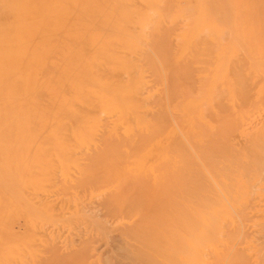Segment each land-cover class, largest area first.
I'll use <instances>...</instances> for the list:
<instances>
[{"label": "bare ground", "instance_id": "bare-ground-1", "mask_svg": "<svg viewBox=\"0 0 264 264\" xmlns=\"http://www.w3.org/2000/svg\"><path fill=\"white\" fill-rule=\"evenodd\" d=\"M88 195L144 264H250L264 0H0V264H80Z\"/></svg>", "mask_w": 264, "mask_h": 264}, {"label": "rangeland", "instance_id": "rangeland-1", "mask_svg": "<svg viewBox=\"0 0 264 264\" xmlns=\"http://www.w3.org/2000/svg\"><path fill=\"white\" fill-rule=\"evenodd\" d=\"M255 124V128L251 129L252 132L258 130V126ZM79 208L83 216L82 222L74 225L71 229L55 225L50 226L48 229L61 253L69 257L75 255L74 257L77 258H74V260L80 264L143 263L142 260H139L143 258L138 257L137 249L134 251L136 241L134 242L135 239H132L133 233L131 230L126 229L127 224L130 225L128 223L130 221L123 220L118 213L110 212L104 199L99 196L91 197L88 195V197H84ZM259 209L260 212L256 217L258 224L249 228L252 243L240 245L242 253L250 264H264V197ZM128 233L131 238H129ZM130 245L134 246L131 247ZM128 249H131L132 252H128ZM129 253L132 255L136 253L137 255L135 254L134 258H131L133 256ZM144 260L146 264L150 263L148 262L149 259ZM211 260L215 261L213 264H217L214 258ZM155 262L154 260L153 263L151 261L152 264H155Z\"/></svg>", "mask_w": 264, "mask_h": 264}]
</instances>
